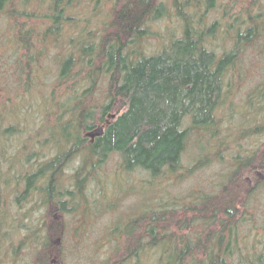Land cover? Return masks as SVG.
<instances>
[{
    "label": "trees",
    "instance_id": "obj_1",
    "mask_svg": "<svg viewBox=\"0 0 264 264\" xmlns=\"http://www.w3.org/2000/svg\"><path fill=\"white\" fill-rule=\"evenodd\" d=\"M79 1L0 0V54L13 48L11 57L26 64L17 106H12L13 95L0 99V249L8 241L12 249L34 248V264H66L63 241L71 236L73 247L92 257L109 244L99 264H264V225L256 227L248 206L256 189L242 180L264 170V77L248 90L246 114L236 125L239 137H255L257 143L247 152L237 149L236 167L218 192L194 191L177 205H144L138 216L116 220L106 234L90 239L89 233L96 223L90 205L97 208L104 195L109 199L112 187L116 193L122 190L120 180L108 187L92 183L108 156L117 154L125 174L144 170L154 177L180 170L193 131H202L201 138L216 147L225 141L227 133L220 134L223 94L232 90L236 75L242 77L243 53L264 32V3L258 11L247 10V25L237 28L232 47L219 54L211 43L220 23L205 24L218 0H113L108 12L99 8L93 22L77 13ZM171 5L180 21L179 35L161 51L146 53L142 46L150 22L171 15ZM49 43L65 44L54 54L57 68L46 81L38 65L41 54L32 51ZM2 45L8 50L3 52ZM100 124L104 132L90 142L86 133ZM14 135L15 144L9 140ZM51 147L55 151L43 159V150ZM79 153L86 161L76 165ZM68 169L74 175L72 187L60 180ZM149 181L145 186H155ZM6 185L20 210L30 203L31 208L10 214L2 193ZM131 187L127 184L124 192ZM156 193L147 201L160 197ZM53 211L67 219L50 221ZM189 212L195 214L193 221ZM248 223L255 233L241 235ZM193 224L202 225L195 236L190 234ZM18 233L22 238L12 242Z\"/></svg>",
    "mask_w": 264,
    "mask_h": 264
},
{
    "label": "rangeland",
    "instance_id": "obj_2",
    "mask_svg": "<svg viewBox=\"0 0 264 264\" xmlns=\"http://www.w3.org/2000/svg\"><path fill=\"white\" fill-rule=\"evenodd\" d=\"M259 3L263 4L264 0H218L217 6L214 9H210L206 16L205 24L209 25L214 20H218L220 23L221 28L218 31L217 37H213V39H215L211 43L219 54L229 47H232L233 38L236 35L237 28H240L241 26L243 29L247 25L245 23L248 19L247 10L252 9L253 12L258 11ZM77 4L78 6L75 7V10H78L77 13H79L81 17L84 16L86 20L89 19L93 22L96 19L94 15L96 13H100L99 8L104 11L103 13L108 12V10L112 8L113 0H80ZM170 12L171 15L164 16L150 22L151 27L149 28L151 29V32L145 36L142 46V49L146 51V53L154 52L155 49H159V51H161L163 45L167 44L169 39L179 35L180 21H178V18L175 15L174 5H171ZM17 30L18 28H16V31ZM69 32L70 28L67 26L65 33ZM38 44H40V42H38ZM63 44H61V46H57L49 43L41 49H33L32 51V53L36 52L37 56L41 54V56H39V59L40 57L41 59H38V65L40 69L44 68L42 71H44L46 81H50L54 76L53 74L57 68V60L54 58V54L63 50ZM4 48L8 50V47L2 45L3 52ZM28 52L21 58L26 59ZM11 53H13V48H9L6 55L0 54V99H4L8 95H13L12 106L15 108L17 106L16 104H18L15 101L18 97L16 95L20 93L18 92V89H20V86H24V83H20V78L22 76L25 77V73L24 75H21V69L23 68L22 66H26V64L24 61H16L15 57H11ZM43 53H45L44 56L42 55ZM238 67L242 73V77L239 79L238 75H236L233 82L235 84L233 85L232 90L228 91L226 96L223 94L224 98L220 107V114L222 116L220 134L224 131L222 135L227 133V138H225V141H223L219 147H216L214 144H210V142L202 139V131H193L188 148L184 153L181 162L182 167L176 174L165 171L163 175L151 177L144 170L133 171L129 174H125L120 167V159L117 154H111L107 157L104 164L99 166V168H96L94 173L97 177L93 182L90 180L92 183L108 187V185H110L109 183H112L113 180H120L122 190H119L120 192L116 193V190L112 187V193L109 192L107 194L110 198L108 199L107 196L104 195L103 202L101 201V203H98L97 208L99 211L95 210L97 209L95 204L92 203L90 205L93 208L91 215L96 218L95 226L89 232L92 233L90 239H94L103 233L106 234L107 230L114 226L116 220H121L125 217L128 218L129 216H138L140 213L139 210L142 209L141 207L144 205H146L144 209L148 208L150 205L158 203H164L167 205L174 203L177 205V200L182 202L181 198H184L185 200L189 199V194L192 192L196 193L194 191H197V193H213L220 190L221 186L226 182L228 173L236 167V164L233 161V156L236 155L237 149H243L244 152H247L257 143V139L255 137H239L236 125L237 121L242 120L241 116L244 115L246 111L244 109V105H246L244 101L247 97L248 90L255 86L259 80L264 77V32L258 38L256 43L249 46L244 51L242 60ZM227 81L228 77L225 76L226 83H224V90L227 89ZM102 82V85L99 83L100 89L102 90L99 93V96L103 97L106 88V81ZM98 99L99 98H97V100ZM100 100L101 99H99V101ZM187 122L188 121H186V124ZM226 126H229V128L225 129ZM233 138H237L238 141L235 142V140H231ZM9 140L13 141L15 144L17 138L14 135L11 136ZM89 141L91 142V140ZM82 149L83 145L80 151ZM54 151L55 149H53V147L49 149L45 148V150H43V159L47 158L48 155H51ZM81 153H79L74 160V163H77L76 165H78L79 162L86 161L85 158L81 157ZM241 153L243 154L242 151ZM200 159L203 160V163L199 167H194L196 162ZM88 162L89 161L86 163ZM4 167L6 166L4 165ZM87 167L89 169V165H87ZM85 171L87 172L86 168L82 170L81 176L85 174ZM72 173L73 172L68 169L64 172L65 176L60 177V180L66 182L69 187H72L71 183H73L74 179V175ZM252 173L253 174L245 175L242 180L246 183V185H248V188L250 187V190L256 189L250 199L251 206H248L250 207V210L254 212L256 227L259 225L261 227L260 229H262V226L264 225V170L259 169ZM150 179L152 181L151 184L155 186H145V183L148 184ZM127 184H132V187L130 188L132 191L124 192ZM6 186L2 188V193L4 198H7L10 214L15 213L17 215L18 213L25 212L31 208L32 204L30 203L27 204V206H29L28 208L20 210L17 202L15 201V193L13 192L12 187ZM155 192L159 193L160 197H154L151 201H147V196L150 198L152 193ZM115 195L118 196V199L115 198ZM94 196L99 197L97 194H94ZM109 200H117V202ZM143 200H146L147 202ZM192 201H195V199ZM116 203V207L112 208V204ZM0 207L2 206L0 205ZM242 210L243 209L239 212L243 213ZM31 213H34L33 215L39 214V212L33 209L31 210ZM48 214L54 217H51L50 221L62 220L64 219V216L66 218V215L61 212L53 211V213L48 212ZM194 215L195 214L193 212H189V219L191 221H193L192 218ZM74 216H69L68 218L73 220ZM78 220L79 219L71 221L70 224L74 227ZM92 221V219L88 220L90 224ZM249 226L251 225L248 223L241 227V235L244 233H250ZM200 227H202V225H191L190 234L195 236L197 234V229ZM87 228L89 229V227ZM206 233L207 232L203 234ZM254 233H250V236ZM262 233L264 232L262 231ZM18 235L20 237H18ZM70 237L71 236H67V238L63 241L65 248L64 261L66 264H99L101 259L107 255V249L109 250L111 248L109 244L102 249L100 246V250H98L92 257L88 254V252L86 253L83 250L78 251L75 249V247H73V241ZM20 238L22 237L19 233L16 235L14 234L12 242H16L17 240H20ZM57 240L58 244L62 243L60 237H57ZM18 244L19 243L16 245ZM10 246L11 244L7 241L6 246L3 245V247H1L0 264L35 263L36 257L33 256L34 248L28 246L20 248V246H16L15 248L19 249L15 254L13 252L15 248L12 249ZM104 250L105 253H103Z\"/></svg>",
    "mask_w": 264,
    "mask_h": 264
},
{
    "label": "water",
    "instance_id": "obj_3",
    "mask_svg": "<svg viewBox=\"0 0 264 264\" xmlns=\"http://www.w3.org/2000/svg\"><path fill=\"white\" fill-rule=\"evenodd\" d=\"M104 132V125L100 124L97 127L93 128L92 130H89L86 135L91 136L92 138H95L96 136L101 135Z\"/></svg>",
    "mask_w": 264,
    "mask_h": 264
},
{
    "label": "flooded vegetation",
    "instance_id": "obj_4",
    "mask_svg": "<svg viewBox=\"0 0 264 264\" xmlns=\"http://www.w3.org/2000/svg\"><path fill=\"white\" fill-rule=\"evenodd\" d=\"M88 138H89V140H91L92 142L94 141V138H92V137H90V136H89Z\"/></svg>",
    "mask_w": 264,
    "mask_h": 264
}]
</instances>
